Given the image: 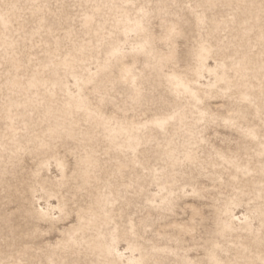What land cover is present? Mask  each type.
Segmentation results:
<instances>
[{
	"label": "rangeland",
	"instance_id": "374dc122",
	"mask_svg": "<svg viewBox=\"0 0 264 264\" xmlns=\"http://www.w3.org/2000/svg\"><path fill=\"white\" fill-rule=\"evenodd\" d=\"M214 1L0 0L19 79L46 80L10 90L0 56V264H109L96 240L136 264H264V0ZM46 104L69 113L56 135Z\"/></svg>",
	"mask_w": 264,
	"mask_h": 264
},
{
	"label": "bare ground",
	"instance_id": "6f19581e",
	"mask_svg": "<svg viewBox=\"0 0 264 264\" xmlns=\"http://www.w3.org/2000/svg\"><path fill=\"white\" fill-rule=\"evenodd\" d=\"M214 0H208V2H213ZM216 1H222V2H225L226 4L227 3H229L230 2V0H216ZM216 1H214V2H216ZM235 1H237V0H235ZM234 1V2H235ZM241 1V4H242V0H240ZM204 2H207V1H204ZM219 2H217V4H218ZM233 3V2H232ZM216 4V3H215ZM214 4V5H215ZM240 4V3H239ZM206 5V4H205ZM211 5V4H210ZM213 5V4H212ZM234 5H235V3H234ZM204 6V5H203ZM207 6H208V3H207ZM236 6V5H235ZM240 7V6H239ZM207 8V7H206ZM206 8H205V10H206ZM238 8V7H237ZM208 9V8H207ZM210 9V8H209ZM237 10V9H236ZM8 16L6 15V14H4V13H2V12H0V56L2 55L3 57H4V59H9L10 60V70H11V72L10 73H8V75H6V78H5V86L7 87V88H9L10 90H14V89H17L18 91H20V93L23 91L24 92V90H25V92L26 91H29V90H31V89H33V88H39L40 86H42V88H43V85L46 83L45 81L46 80H43V78H41L40 77V75H38V71L39 70H37V71H30L29 73V75H28V77H26L25 78V80H24V82H22L23 80H20L19 79V77H18V72H19V70H21V69H25V66H24V62H23V60L24 59H18V58H16L15 56H16V54L14 55V52H15V50H13V43H12V41H10L8 38H9V31H8ZM126 29H129V25H126V27H125V30ZM19 37V36H18ZM17 37V38H18ZM16 39V38H15ZM17 40V39H16ZM16 40H14V41H16ZM18 45V44H17ZM15 46V45H14ZM17 47V46H16ZM14 49H15V47H14ZM16 50H18L17 48H16ZM18 57V56H17ZM22 57V56H21ZM70 57L71 58H65L64 57V59H61V60H54V59H52V58H49L50 60V64L53 66V67H68L71 63H72V59H74L73 58V56L72 55H70ZM23 58V57H22ZM0 60H2V59H0ZM29 62V61H28ZM27 62V63H28ZM26 63V62H25ZM49 63V62H48ZM32 67V66H31ZM27 68V67H26ZM33 69V68H32ZM31 69V70H32ZM25 71V70H24ZM7 72V71H6ZM26 73L28 74V72L26 71ZM42 74V73H41ZM22 75V74H21ZM20 75V76H21ZM24 75V74H23ZM1 76V75H0ZM24 77V76H23ZM42 77H44V76H42ZM44 79H45V77H44ZM48 80V79H47ZM49 84V83H48ZM46 85V84H45ZM170 85H174L176 88H177V90H182V91H184V92H188L189 91V86H188V84L185 82V81H182L181 79H179V78H177V77H171V79H170ZM1 87H2V85H0ZM4 86V87H5ZM51 87V86H50ZM46 88H48L47 86L45 87V89ZM50 89V88H49ZM48 89V90H49ZM51 89H53L54 90V88L52 87ZM50 89V90H51ZM44 90V89H43ZM6 91V90H5ZM34 91V90H33ZM38 91H40V90H37V92ZM41 91H42V89H41ZM40 91V92H41ZM175 91H176V89H175ZM7 92H8V90H7ZM45 92V91H44ZM46 92H48L47 90H46ZM50 92V91H49ZM54 92V91H53ZM13 93H15V92H13ZM18 93V92H17ZM16 93V94H17ZM19 93V94H20ZM27 93V92H26ZM32 93V92H31ZM34 93H36V92H34ZM51 93V92H50ZM15 94V95H16ZM29 94H30V91H29ZM43 94V96H46V95H44V93H42ZM184 94V93H183ZM12 95V94H11ZM14 95V94H13ZM12 95V96H13ZM31 95V94H30ZM29 95V96H30ZM8 96V95H7ZM6 96V97H7ZM11 96V97H12ZM25 96H27V95H25ZM32 96V95H31ZM35 96V95H34ZM38 96H39V92H38ZM41 96V95H40ZM8 97H10V95L8 96ZM42 97V96H41ZM48 97V96H47ZM54 97V96H53ZM5 98V97H4ZM16 98H18V97H16ZM23 98V97H22ZM22 98H21V100H22ZM25 98V97H24ZM23 98V99H24ZM35 99V97H30V99H26V101L28 100L29 102L28 103H30V101H32L31 99ZM36 98H37V96H36ZM49 98V97H48ZM7 99V98H6ZM12 99V98H11ZM34 99H33V101H34ZM38 99H39V97H38ZM42 99V98H41ZM40 99V100H41ZM51 99V98H50ZM52 99H55V97L54 98H52ZM1 100V99H0ZM4 100V99H3ZM9 100V99H8ZM7 100V101H8ZM14 100V99H13ZM13 100H9L6 104V106H7V108H6V111H5V113L8 115V113H9V110H11V107L13 108V106L14 105H16V101H13ZM18 100V99H17ZM19 101V100H18ZM43 101V100H42ZM45 101V100H44ZM46 101H49V99L47 100L46 99ZM51 101L52 100H50V103H51ZM40 102L41 101H39V104L38 105H41L40 104ZM56 102V101H55ZM25 104L26 105V107H27V105H29V104ZM32 103V102H31ZM31 103H30V105H31ZM34 103V102H33ZM38 103V102H37ZM42 103V106H43V103H45V102H41ZM47 103V102H46ZM52 103H54V102H52ZM4 104H5V102H4ZM18 104H20L19 102H18ZM22 104V103H21ZM35 104V103H34ZM83 104V101H80V100H75V105L78 107L79 105H82ZM47 105V104H46ZM3 106V105H2ZM37 106V105H36ZM52 106H54V105H52ZM52 106H48L47 105V108H46V113H47V115L49 114L51 117L53 116V112L57 109V108H53L54 109V111H53V109H52ZM20 107V106H19ZM31 107V106H30ZM29 106H28V109L30 108ZM32 107H34V105L32 106ZM54 107H56V106H54ZM25 108V107H24ZM37 108V107H36ZM5 109V108H4ZM15 109H17L16 107H15ZM27 109V108H26ZM26 109H24V110H26ZM28 109L26 110V113H27V111H28ZM35 108H33V110H34ZM38 109V108H37ZM35 110V112H37L38 110ZM43 109H44V107H43ZM1 110H3L2 109V107H1ZM31 110V109H30ZM16 111V110H15ZM61 111V112H60ZM59 112H60V114H62L60 117H58L59 115H56V114H58V110L56 111L57 113H55V115L56 116H53L52 118V120H54V122H53V124L51 125L50 123L49 124H46V126H48V125H51V126H49L46 130H45V132H47L49 135H56L57 133H59V130H60V128L63 126V124H64V120H65V118H67V116L69 115V113H68V111L67 110H60ZM41 112H42V110H41ZM45 112H43V113H45ZM15 113V112H14ZM25 113V114H26ZM30 113V112H29ZM29 113H27V114H29ZM45 113V114H46ZM33 114V113H32ZM44 114V115H45ZM3 115V114H2ZM11 115V114H10ZM17 115V114H16ZM19 115V114H18ZM17 115V116H18ZM44 115L42 116V117H44ZM48 115V116H49ZM16 116V117H17ZM27 116V115H26ZM46 116V115H45ZM8 117V116H7ZM14 117V116H13ZM15 117V118H16ZM29 117V116H28ZM47 117V116H46ZM18 118V117H17ZM30 118H31V116H30ZM10 119V118H9ZM22 119H23V117H22ZM21 119V120H22ZM47 120L49 119L48 117L46 118ZM12 120V119H11ZM18 120V119H17ZM20 120V121H21ZM50 120H51V118H50ZM51 120V121H52ZM30 121H32V120H30ZM45 121V120H44ZM50 121V122H51ZM29 122V121H28ZM41 122H43L42 121V119H41ZM49 122V121H48ZM30 123V122H29ZM32 123V122H31ZM30 123V124H31ZM44 124H45V122H43ZM20 124V123H19ZM26 124V123H25ZM5 125V124H4ZM10 125V124H9ZM23 126H21V127H25L24 126V122H23V124H22ZM27 125V124H26ZM33 125V124H32ZM154 125H156V126H158V127H161L162 126V123L161 122H155L154 123ZM11 126H13V124H11L10 125V127ZM20 126V125H19ZM31 126V125H30ZM29 125H28V127H30ZM45 126V127H46ZM20 127V128H21ZM32 128H34L33 126H31ZM12 128V127H11ZM10 128V129H11ZM28 129H30V128H28ZM16 130H18V129H16ZM19 132V131H18ZM132 132H133V128L131 127V126H124V127H120L119 129H118V131L116 132V134H114V137H118V135H120V134H128L129 135V137H132V138H134L135 140L137 139V136H135V135H133L132 134ZM4 133H5V131H4ZM15 133V132H14ZM46 133V134H47ZM63 135H65V136H67V137H72L73 136V127L72 126H70V127H67V128H64L63 129ZM13 134V133H12ZM7 135V134H6ZM9 135V134H8ZM15 137H17V135L15 136ZM14 137V138H15ZM10 138V137H9ZM34 138V137H33ZM10 139H12V136H11V138ZM112 139L113 140H115L113 137H112ZM35 140H37L36 138H35ZM38 141V140H37ZM40 141V140H39ZM15 142V141H14ZM13 142V143H14ZM41 142V141H40ZM44 142V141H43ZM43 142H41V144L43 143ZM20 144V143H19ZM41 144H39V146L41 145ZM122 144V142L119 144H117V142H116V144H115V148L116 149H120L121 150V148H123V147H126V148H129V147H131V149H134L135 148V145L134 144H129V143H127L126 142V146L125 145H121ZM38 145V144H37ZM44 145V144H43ZM43 145H42V147H43ZM117 145V146H116ZM18 146H20V145H18ZM38 147V146H37ZM124 149V148H123ZM115 150V149H114ZM94 154V153H93ZM93 154L92 153H86V155H85V158H84V160L82 161V167H81V173H82V176H83V178H84V182H85V184L84 185H87V184H89L90 183V180H91V178H92V173H93V169L95 168V166H96V160H95V158H94V156H93ZM96 170V169H95ZM96 176H97V174H96ZM94 207H93V209H92V211H91V214H90V223H89V225L91 226V227H96L99 223H103L105 220H106V215H105V210L103 209V206H104V204H103V198L101 197V196H97L96 198H95V201H94V205H93ZM36 214H37V216L39 217V218H41V219H45L46 221H51L53 218H52V216H49V214L47 213V212H44L43 210H41V209H39L38 211H36ZM103 239V238H102ZM92 246H93V248H96V249H100L101 251H103L104 253H106L107 255H109L110 257H111V260H110V262H109V264H120V261L123 259V258H126V264H136L138 261L134 258V257H132V256H128V257H124V253L123 252H119L117 249H115V247L113 246V245H111V244H107V243H104V241L103 240H96L95 242H94V244H92Z\"/></svg>",
	"mask_w": 264,
	"mask_h": 264
}]
</instances>
